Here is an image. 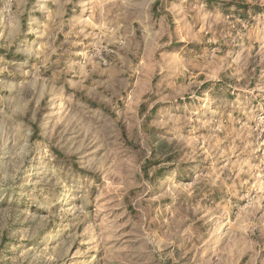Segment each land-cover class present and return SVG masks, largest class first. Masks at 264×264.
Wrapping results in <instances>:
<instances>
[{
    "label": "rangeland",
    "instance_id": "rangeland-1",
    "mask_svg": "<svg viewBox=\"0 0 264 264\" xmlns=\"http://www.w3.org/2000/svg\"><path fill=\"white\" fill-rule=\"evenodd\" d=\"M0 264H264V0H0Z\"/></svg>",
    "mask_w": 264,
    "mask_h": 264
}]
</instances>
